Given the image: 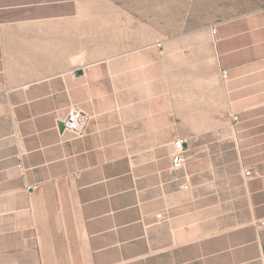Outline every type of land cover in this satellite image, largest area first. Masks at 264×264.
<instances>
[{
    "label": "crops",
    "instance_id": "0c3cea01",
    "mask_svg": "<svg viewBox=\"0 0 264 264\" xmlns=\"http://www.w3.org/2000/svg\"><path fill=\"white\" fill-rule=\"evenodd\" d=\"M259 2L91 59L80 0H0V264H264Z\"/></svg>",
    "mask_w": 264,
    "mask_h": 264
},
{
    "label": "rangeland",
    "instance_id": "374dc122",
    "mask_svg": "<svg viewBox=\"0 0 264 264\" xmlns=\"http://www.w3.org/2000/svg\"><path fill=\"white\" fill-rule=\"evenodd\" d=\"M80 1L91 59L157 42L203 43L218 22L255 11L260 4L259 0Z\"/></svg>",
    "mask_w": 264,
    "mask_h": 264
},
{
    "label": "built area",
    "instance_id": "2783aa9c",
    "mask_svg": "<svg viewBox=\"0 0 264 264\" xmlns=\"http://www.w3.org/2000/svg\"><path fill=\"white\" fill-rule=\"evenodd\" d=\"M214 31V28H212ZM160 46V44H157ZM223 76L226 77V72H223ZM235 119L236 115L233 116ZM88 121V116L82 111V109L72 106L69 108L67 116L64 120L65 129L71 132L75 136H83L85 132V127ZM174 146L176 152L173 154V167H179L182 164L183 158L181 157V152L183 150V140L178 138L174 141ZM246 175H250V171L245 172ZM262 224V223H261Z\"/></svg>",
    "mask_w": 264,
    "mask_h": 264
},
{
    "label": "water",
    "instance_id": "95a60500",
    "mask_svg": "<svg viewBox=\"0 0 264 264\" xmlns=\"http://www.w3.org/2000/svg\"><path fill=\"white\" fill-rule=\"evenodd\" d=\"M60 130H63L65 128L64 122L59 123Z\"/></svg>",
    "mask_w": 264,
    "mask_h": 264
}]
</instances>
